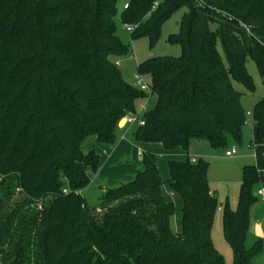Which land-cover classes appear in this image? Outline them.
<instances>
[{
  "label": "trees",
  "instance_id": "16d2710c",
  "mask_svg": "<svg viewBox=\"0 0 264 264\" xmlns=\"http://www.w3.org/2000/svg\"><path fill=\"white\" fill-rule=\"evenodd\" d=\"M119 2L132 39L152 44L186 9L170 37L182 55L137 67L151 95L116 65L130 52L116 31ZM249 59L264 79V0H0V264H225L212 240L219 209L233 264H253L264 254V239L250 236L261 186L254 165L243 167L237 208L223 209L206 160L169 162L183 200L180 232L152 153L133 181L101 191L100 206L81 194L101 166L86 139L114 147L120 122L151 97L135 142L166 151L199 140L215 150L241 144L248 114L235 84L255 91ZM251 120L263 141L264 98Z\"/></svg>",
  "mask_w": 264,
  "mask_h": 264
},
{
  "label": "rangeland",
  "instance_id": "374dc122",
  "mask_svg": "<svg viewBox=\"0 0 264 264\" xmlns=\"http://www.w3.org/2000/svg\"><path fill=\"white\" fill-rule=\"evenodd\" d=\"M123 5V2H119L118 4V14L115 19L116 31L120 40L130 48V52L126 57L120 58L118 61L120 62L119 68L123 73L124 78L128 83L134 85V76L138 74L137 67L141 63L157 57L178 58L182 55V48L178 44L170 42V37L179 33L180 23L186 13V9L175 11L168 20L165 21L158 40L152 44L147 37H140L136 40L132 39V34L127 31L125 24L121 22ZM212 28L215 29V26H212ZM217 48L221 56L224 57L220 44H218ZM247 70L253 79L255 91L252 93L241 84H235V88L242 94V105L248 114V123L243 127L242 143L239 145L230 144L228 148L231 149V146L235 145L234 147L237 149L238 154L232 158H228L226 157L228 149L215 150L208 142L203 140L193 141L188 149L189 157L195 158L196 160L204 159L209 163V185L212 192L217 196L220 202V207L223 209L226 207V204H228L231 209L237 208L243 167L254 164L252 159L254 149L252 148V145L259 141L253 129L254 124L251 120V113L255 103L264 98V79L261 78L255 62L251 59L247 61ZM143 78L147 84L151 85V78L149 76L145 75ZM141 105H144L147 111L148 108L151 107V103L150 105L148 104L147 107L145 101L141 103ZM140 109L138 112H141V114L146 112L141 111ZM134 128H137V125H135ZM85 151H88L87 148H85ZM184 152V157H186V151ZM168 157L170 156L165 155L164 159L159 158L160 165L162 166L164 164L166 167L167 178H165V176L164 179L162 178L165 183L164 189L167 188L166 183L169 179L167 159L170 158ZM129 163L134 164L131 161ZM163 169L165 168L162 166V170ZM94 179L95 177L92 179V183ZM168 194H170V192H168ZM168 196L173 199L172 202L175 205V214L172 225L173 229L176 231L178 225L177 219L181 218V210L177 206L176 197L174 198L173 194ZM83 198L89 207L95 208L101 204L102 192L96 185H91L83 191ZM251 223L264 231V202L260 198H258L257 203L251 210ZM212 240L216 250L223 256L225 264H233L232 249L224 237L223 212L221 211H217L215 216L212 228ZM263 257L264 254L258 256L253 264H261L259 262H261Z\"/></svg>",
  "mask_w": 264,
  "mask_h": 264
},
{
  "label": "crops",
  "instance_id": "0c3cea01",
  "mask_svg": "<svg viewBox=\"0 0 264 264\" xmlns=\"http://www.w3.org/2000/svg\"><path fill=\"white\" fill-rule=\"evenodd\" d=\"M154 99H155L154 97H151L145 101L147 107H148V104L150 105L151 103V107H149L148 110H151L154 107L155 105ZM134 126L135 125L126 124L124 121L120 122L118 126V140L114 147L99 144L95 137H89L86 139L85 148H87L88 151L94 150L101 157L100 170L98 174L95 176L93 183L91 181V184L89 185V187L91 185H96L100 189V191H104L106 188H116L122 183H128V182L133 181L136 176L138 168H141L142 166V157L144 153H152L157 156L161 179L162 178L164 179V176L165 178H167V175H166V167L163 164L162 166L165 169L162 170V166L160 165L159 158L164 159L165 155L170 156L168 158H170L171 160L167 159L168 164L171 161L185 162L188 159L196 160L195 158L189 157V154H188L189 151H186V157H184L185 150H183L182 148H177L173 151H166L164 150L161 144L135 142L133 138V134L136 128H134ZM253 129L256 135L255 125H253ZM234 146L235 145H232L231 147H234ZM252 148L254 149L253 155H252L254 164L252 165L256 166L259 176H260V184L262 185L264 184V140L257 141L255 144L252 145ZM232 157H228V158H232ZM130 161L133 162L134 164H130L129 163ZM168 170H169V167H168ZM169 181H170V173H169V179L166 183L167 188L164 189V184H165L164 183L162 186V193L167 202H172L173 200L168 195L173 194L174 195L173 197L174 198L176 197L177 206L181 210V215H180L181 218L177 219L178 225H177L176 231L180 232L181 224H182L183 200L179 194L175 193L171 189ZM83 191L81 192L82 195H83ZM168 192H170V194H168ZM214 196L216 195L214 194ZM262 201L264 202V200ZM250 236L252 239H262L263 240L264 231L260 229L259 227L252 225L251 223ZM259 263L264 264V257Z\"/></svg>",
  "mask_w": 264,
  "mask_h": 264
},
{
  "label": "built area",
  "instance_id": "2783aa9c",
  "mask_svg": "<svg viewBox=\"0 0 264 264\" xmlns=\"http://www.w3.org/2000/svg\"><path fill=\"white\" fill-rule=\"evenodd\" d=\"M125 9L128 8V5H125L124 6ZM125 28L127 29L128 32L130 33H133L134 30H135V26L132 25V24H126L125 25ZM116 65L119 66L120 65V62L117 61L116 62ZM135 78V84L134 86L136 88H138L140 91L148 94V95H151L152 94V91H151V87L149 84H147L145 81H144V78L142 75L140 74H136L134 76ZM141 111H146L147 112V109H145V106H141ZM145 112V113H146ZM122 121H124L126 124H129V125H139V126H144L145 124V121L142 117V114L141 112H138L137 114H133V115H129V116H126ZM237 154V149L235 147H232L230 150H228L226 152V156L227 157H232L234 155ZM196 160H192V162H195ZM66 192V191H65ZM257 198H260L262 200H264V184H262L258 190L256 191V194ZM221 209H219L220 211Z\"/></svg>",
  "mask_w": 264,
  "mask_h": 264
}]
</instances>
